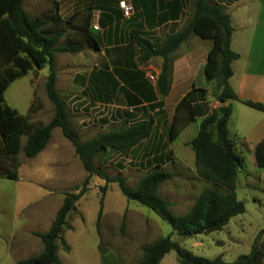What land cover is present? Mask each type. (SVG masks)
<instances>
[{
    "label": "rangeland",
    "instance_id": "rangeland-1",
    "mask_svg": "<svg viewBox=\"0 0 264 264\" xmlns=\"http://www.w3.org/2000/svg\"><path fill=\"white\" fill-rule=\"evenodd\" d=\"M177 1L182 5L179 12L182 28L193 14L194 0ZM209 1L221 4L223 10L230 14L235 27L232 49L241 54V59L232 62L236 77L239 69L247 66L252 77L261 79L264 90V0ZM23 8L30 17H46L53 12L54 7L45 0H24ZM83 26L84 23L77 19L64 23L65 33L57 44L78 43L82 44L81 51L91 49L79 38V29ZM168 34L143 36L149 38L151 35L150 39L159 44ZM190 36L187 40L193 44L191 53H196L206 43H210L209 39L201 40L195 34ZM76 54H56L59 58L55 66L59 75L56 87L64 102L68 122L82 142L120 126L145 120L146 117L143 119L139 116L129 122L118 121L115 111L118 108L115 106L87 103L79 92L68 91L67 73L76 74L82 69L80 65H75L73 59ZM175 58L176 55L172 53V63ZM97 64L100 66L101 60ZM145 70L148 72V66ZM47 74V64L40 69L33 66L26 75L12 81L4 91L5 104L19 114L27 115L33 127L48 123L54 114V105L45 89ZM194 79L197 85L207 87L206 97L198 105L208 111L217 109L220 106L216 96L217 80L205 79L202 69ZM162 107V98L151 105L153 110L157 108L154 114L157 120L163 113ZM242 107L262 114L252 108ZM178 119L182 127L186 120L185 112L180 111ZM250 119L249 114L234 111L228 124L231 137L236 132V125L243 127ZM195 121L187 129L181 130L171 143V148L180 158H174L172 150H168L166 156L163 153L160 155L162 159L168 158L165 161L163 159V163L166 162L164 166L155 164L157 161L152 158L146 161L145 144L137 150L99 154L95 156L94 163L110 176L125 177L131 188H135L152 168L169 171L172 177L160 185L159 193L173 201L170 207L173 214H184L189 211L198 194L209 186L195 170L192 148L184 145L187 138L195 136L201 116L196 115ZM26 136L22 135L21 146ZM166 139L169 141L168 136ZM1 143L0 136V147ZM250 147L251 152L243 155L244 167L238 171L236 182V195L244 202L245 212L233 216L221 230L191 236L178 235L156 212L136 200H127L115 182L108 183L102 194L100 187L105 181L96 175H88L74 146L63 136L60 128L52 130L49 142L34 157H26L21 149L13 157L6 158L0 151V264H14L40 253L43 245L35 232L44 233L49 229L65 195L69 192L78 193L86 178L88 184L85 192L68 214L66 226L57 241V256L61 264H140L143 248L164 236H170L171 240L177 241L195 255L205 258L220 255L227 262H233L239 255L248 253L253 242L260 244L264 252V168H257L255 147ZM238 149L244 150L241 147ZM261 158L264 160V154ZM6 172H14L16 178L11 180L3 177ZM100 208L101 215L98 218ZM160 264L181 263L176 252L171 250ZM259 264H264V256Z\"/></svg>",
    "mask_w": 264,
    "mask_h": 264
},
{
    "label": "trees",
    "instance_id": "trees-1",
    "mask_svg": "<svg viewBox=\"0 0 264 264\" xmlns=\"http://www.w3.org/2000/svg\"><path fill=\"white\" fill-rule=\"evenodd\" d=\"M23 2L24 0H0V151L6 158L13 157L21 149L26 157H34L49 142L52 130L60 128L63 136L74 146L75 153L88 175H96L105 181L100 187L102 194L106 191L108 183H117L127 200H136L156 212L180 236L221 230L233 216L245 212L244 202L236 195L237 174L244 167V161L243 157L235 152V142L228 130L232 114L230 100L240 101L262 112L264 104L239 98L229 85V78L233 74L232 62L237 60L240 54L231 48V16L223 10L221 4L209 0H194L190 20L180 30L168 34L159 44L137 32L133 33L130 39L131 43L139 47L140 62L155 56L163 59L156 80L161 98L168 95L170 90L171 54L192 34L212 42L203 71L207 80H217L216 96L220 106L209 111L202 108L198 104L203 102L207 91L205 88L193 87L176 104L168 131L169 141L172 142L185 125L195 120L196 115L202 116L195 136L187 144L193 150L197 174L209 183V186L198 194L189 211L178 215L170 211L171 202L158 194L159 186L172 177L169 171L152 168L139 180L135 188H131L127 185L125 177L110 176L95 165V156L106 152L129 151L148 138L152 133L154 120L149 117L82 142L68 122L64 102L56 87L55 69L57 53L79 52L83 48L82 44H57L65 33L63 24L69 20L60 17L55 5L53 12L46 17H30L23 8ZM181 7L179 3L176 12L165 14L163 18H177ZM78 34L89 48H98V41L93 37L88 22L84 23ZM45 64L48 65L45 89L54 105V114L48 123L33 127L27 115L19 114L5 104L4 91L12 81L26 75L33 66L40 69ZM226 100H229L228 105H224ZM180 111L186 114L182 127L179 126L178 119ZM23 134L27 136L21 146ZM261 146L256 147V154L259 167L264 168V160L261 158L264 152L261 151ZM2 176L11 180L16 178L14 172H6ZM87 184L88 178L84 180L78 193L69 192L65 195L46 232H35L43 245L41 252L14 264H61L57 256V241L66 226L68 214L85 192ZM171 250L176 252L181 264H259L264 256L261 245L253 242L249 252L239 255L233 262L225 261L220 255L205 258L193 254L177 241L171 240L170 236H164L143 248L140 264H160L161 259Z\"/></svg>",
    "mask_w": 264,
    "mask_h": 264
},
{
    "label": "crops",
    "instance_id": "crops-1",
    "mask_svg": "<svg viewBox=\"0 0 264 264\" xmlns=\"http://www.w3.org/2000/svg\"><path fill=\"white\" fill-rule=\"evenodd\" d=\"M122 1L124 0H45L47 4H52L53 7L55 5L63 20L77 19L82 23L88 22L90 27L94 28V30L90 29L93 37L98 41L97 49L77 52L75 59L72 58L76 62L75 65H80L82 69L76 74L67 73V90L79 92L87 103L115 106L118 108L115 110L118 113V121L129 122L139 116L143 119L144 117H146L145 119L152 117L154 126L151 135L131 150H137L145 144L146 161H149L147 158H152L157 161L155 164L164 166L166 162L163 163V159L165 161L168 158L162 159L160 157L162 153L166 156L168 150H172V156L180 158L177 152L171 148L173 141H167L166 137L178 101L193 87L207 88L203 85H197L194 78L197 73L201 72V69L203 70L212 42L210 40V43H206L202 49L196 53H191L193 44L189 43L188 39L173 52L176 58L172 63L170 90L168 95L162 98L163 113L157 120L154 116L157 108L153 110L151 105L161 98L156 83L149 81L147 74L153 73L158 77L163 59L160 56H155L145 62H140L139 47L131 43L130 39L135 32L141 35L164 36L166 33L170 34L180 30L182 25L179 16L177 18H175L176 16L163 18L165 14L170 15L176 12L179 2L177 0H129L131 10L127 15H124L120 6ZM157 17L159 18L158 21L156 20ZM153 18L155 19L154 22L152 21ZM234 32L235 27L233 26L231 48ZM201 40L208 39L201 38ZM82 59L84 60L82 61ZM239 59H241V54L237 60ZM99 60H101L100 66L97 64ZM58 61L59 58L55 55V66L58 65ZM146 66H148V72L145 70ZM149 67L154 70L149 69ZM232 70L233 74L228 82L238 97L260 101L264 104L261 79L252 77L247 66L239 69L237 77L233 67ZM58 76L57 73L56 84H58ZM230 102L232 103L231 117L237 110L249 114L252 118L248 123L245 122L243 127L236 125L234 138L232 137L235 142V152L243 157L245 152H251L250 146L254 145L255 164L257 168H260L256 147L262 145L261 147L264 148V112L260 111L262 114H258L244 109L242 106L251 107L240 101L230 100ZM233 104L236 105L233 106ZM212 106L216 107L215 104ZM195 122L194 120L188 123L181 130L187 129L190 124ZM192 138L193 136L187 138L184 145L188 146L187 143ZM238 147L244 150H239ZM159 190L160 186L158 194H160ZM170 202V207H172L173 201Z\"/></svg>",
    "mask_w": 264,
    "mask_h": 264
},
{
    "label": "built area",
    "instance_id": "built-area-1",
    "mask_svg": "<svg viewBox=\"0 0 264 264\" xmlns=\"http://www.w3.org/2000/svg\"><path fill=\"white\" fill-rule=\"evenodd\" d=\"M121 9L124 13V15H127L129 13V11L131 10V3L129 0H124L120 3ZM147 77L149 79V81H151L152 83H155V81L157 80V76L153 73H148Z\"/></svg>",
    "mask_w": 264,
    "mask_h": 264
},
{
    "label": "water",
    "instance_id": "water-1",
    "mask_svg": "<svg viewBox=\"0 0 264 264\" xmlns=\"http://www.w3.org/2000/svg\"><path fill=\"white\" fill-rule=\"evenodd\" d=\"M91 30H94V28H91ZM229 104V100H226L225 102H224V105H228Z\"/></svg>",
    "mask_w": 264,
    "mask_h": 264
}]
</instances>
